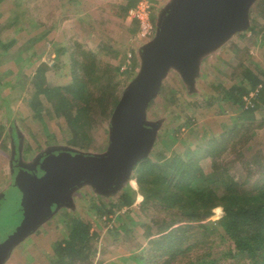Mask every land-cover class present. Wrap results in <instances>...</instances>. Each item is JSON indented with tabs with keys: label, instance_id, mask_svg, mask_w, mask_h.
I'll return each mask as SVG.
<instances>
[{
	"label": "trees",
	"instance_id": "16d2710c",
	"mask_svg": "<svg viewBox=\"0 0 264 264\" xmlns=\"http://www.w3.org/2000/svg\"><path fill=\"white\" fill-rule=\"evenodd\" d=\"M136 2L126 0L119 17L127 20ZM131 25L135 37L138 25ZM243 34L256 38L264 50V0L257 5L252 24ZM2 37L0 32V49L5 56L17 40L5 43ZM28 43L35 44V38ZM55 49L57 63L53 67L47 62L39 65L34 74L36 87L29 88L28 102L35 119L43 125L47 103L53 119L71 135L68 147L89 149L94 132L110 122L129 82L132 72L121 71L129 54L133 68L137 66L135 51L116 50L108 41L100 45L102 59L77 40ZM262 57L264 66V53ZM34 62L29 61V66ZM236 68L224 98L249 116L245 122L232 124L202 141L194 139L193 134L190 140L194 148L181 154L156 152L145 158L133 175L138 191L127 187L112 199L98 200L99 204L92 199L101 221L132 208L137 195L142 196L136 216L146 246L119 264H264V118L254 117L264 107V67L240 59ZM63 69L69 72L65 83L48 81L49 71L64 77L60 73ZM252 92L256 95L248 104L245 99ZM166 93L163 85L160 95ZM12 128L17 147L21 136L15 123ZM182 128L181 122L175 125L173 142ZM203 161L209 162L213 178L206 173ZM218 209L225 220L213 224L210 220ZM63 217L64 237L53 245L47 264H90L97 237L92 233V223L71 213ZM213 227H220L223 233L211 235Z\"/></svg>",
	"mask_w": 264,
	"mask_h": 264
},
{
	"label": "rangeland",
	"instance_id": "374dc122",
	"mask_svg": "<svg viewBox=\"0 0 264 264\" xmlns=\"http://www.w3.org/2000/svg\"><path fill=\"white\" fill-rule=\"evenodd\" d=\"M167 1L163 0V5ZM260 1L251 12V24L252 14ZM49 2V0H0L2 38L5 43L13 39L17 40L15 46L5 56L0 49V131L4 129L0 138V195L4 194L0 200V242L4 241L21 222V192L15 186L9 187L14 182L15 176L12 163L19 157L23 158L26 164L30 161L35 162L38 160L37 155L48 149L68 147L71 136L53 119L46 102L44 103L46 124L43 125L41 121L35 119L27 99L29 88L36 87L34 74L39 65L45 61L53 67L58 59L52 58L50 54H44L49 49L46 44L28 43L39 35L37 26L41 8L48 9ZM117 2L112 0L108 2L111 4L105 5L100 0H95L89 19H84L83 24L76 21L80 15H72L70 23L74 25V29L70 33L74 36L73 42L77 40L84 44L87 49L97 52L102 59L104 53L100 52L101 43L111 41L112 48L116 50L126 48L129 52L133 49L137 57V66L132 70L127 87L138 72V49L142 45L133 37L130 21L119 17ZM47 23L49 24V20ZM73 42L68 41V46ZM263 53L264 50L256 38L242 33L236 35L203 62L192 89L186 86L176 73H170L163 84L167 93L159 95L148 111V121L159 126L157 140L150 156L156 152L171 151L181 154L194 148V142L190 140L191 135L194 134V139L202 141L211 135L224 132L232 124L245 122V118L249 116L227 101L224 93L230 86L232 75L236 72L240 59L263 68ZM29 61L35 62L29 66ZM115 63H118V60ZM60 73L64 77L56 75V71H49L48 81L65 83L69 72L63 69ZM254 117L257 120L264 118V107ZM179 122L183 124V128L178 134L177 141L173 142L172 133ZM13 123L21 136L17 147L12 135ZM108 140L109 123L96 129L91 148L77 150L91 154L103 153L108 147ZM202 164L206 173L213 178L209 162L203 161ZM139 168L138 165L135 173ZM128 187L139 190L133 178ZM93 192L91 188L78 192L74 198L73 209H63L57 213L52 220L16 247L5 264H47L46 258L50 255L53 245L64 237L65 213L80 216L92 223V233L97 237L94 241L96 253L92 255L90 264H119L138 253L139 249L146 246L144 231L139 226L136 216L142 196L137 195L132 208L119 211L108 221L104 219L100 221L95 215L91 201L108 199L99 197ZM224 220L222 211L218 209L210 221L218 224ZM213 228L210 229L211 235L223 233L220 227ZM218 243L223 244V241Z\"/></svg>",
	"mask_w": 264,
	"mask_h": 264
},
{
	"label": "water",
	"instance_id": "95a60500",
	"mask_svg": "<svg viewBox=\"0 0 264 264\" xmlns=\"http://www.w3.org/2000/svg\"><path fill=\"white\" fill-rule=\"evenodd\" d=\"M259 1L168 0L159 9L155 36L139 47L138 72L110 119L106 151L55 147L37 155L38 160L46 155L39 167L23 165L14 176L9 187L21 192V222L0 242V264L57 213L73 209L78 192L91 188L112 199L129 186L137 165L154 149L159 126L148 121V109L169 74L192 89L203 62L249 29Z\"/></svg>",
	"mask_w": 264,
	"mask_h": 264
},
{
	"label": "crops",
	"instance_id": "0c3cea01",
	"mask_svg": "<svg viewBox=\"0 0 264 264\" xmlns=\"http://www.w3.org/2000/svg\"><path fill=\"white\" fill-rule=\"evenodd\" d=\"M49 1L50 2L48 9L46 8L42 10L41 8V15L39 14L40 17L38 18V26H37V31H39V35L35 37L34 45L46 44L49 49H47L46 53L44 54L46 55L50 54L52 58H58V52L55 48L60 45L68 46V41L73 42L72 40H74V36L70 33L74 29V25L70 23L72 17L74 15H80L76 21L81 22V24H83L84 19L86 20L89 19V14H91V7H93L95 0H75V1L49 0ZM100 1L105 5L111 4L108 2H112V0L110 1L100 0ZM117 1H118L117 6H119L118 8L120 9V6L124 4L126 0H117ZM42 13H43V17H42ZM47 20H49V24L47 23ZM39 59H41L42 61L44 60V58H39Z\"/></svg>",
	"mask_w": 264,
	"mask_h": 264
},
{
	"label": "built area",
	"instance_id": "2783aa9c",
	"mask_svg": "<svg viewBox=\"0 0 264 264\" xmlns=\"http://www.w3.org/2000/svg\"><path fill=\"white\" fill-rule=\"evenodd\" d=\"M163 6V0H137L136 5L128 11V20L136 22L138 25V32L135 36V40L141 45H144L151 41L156 33V16L159 9ZM132 55L129 54L125 64L122 66L121 71L132 72ZM256 95L252 92L249 98H246L248 104L251 99ZM140 204V202L138 203ZM105 217L104 220L108 221Z\"/></svg>",
	"mask_w": 264,
	"mask_h": 264
},
{
	"label": "flooded vegetation",
	"instance_id": "af4514ba",
	"mask_svg": "<svg viewBox=\"0 0 264 264\" xmlns=\"http://www.w3.org/2000/svg\"><path fill=\"white\" fill-rule=\"evenodd\" d=\"M53 149V148H52ZM46 155H44V156H42V158L43 157H45ZM41 158V159H42ZM40 159V160H41ZM40 160H36L35 162H33V161H30L29 163H27V164H29L30 166H32V167H39L40 166ZM26 163H25V161H23V158H21V157H19L17 160H16V162L14 161L13 163H12V165H11V167H12V170H13V172L15 173V174H17L18 172H19V170L23 167V165H25Z\"/></svg>",
	"mask_w": 264,
	"mask_h": 264
}]
</instances>
